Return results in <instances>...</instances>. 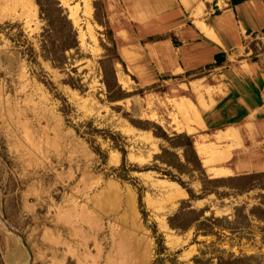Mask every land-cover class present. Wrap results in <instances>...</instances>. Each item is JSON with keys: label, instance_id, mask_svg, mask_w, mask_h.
<instances>
[{"label": "rangeland", "instance_id": "374dc122", "mask_svg": "<svg viewBox=\"0 0 264 264\" xmlns=\"http://www.w3.org/2000/svg\"><path fill=\"white\" fill-rule=\"evenodd\" d=\"M88 1L90 14L87 0H47L79 44L55 66L42 54L38 0H0V264H264V142L248 131L252 118L234 122L232 101L213 121L228 66L171 73V49L152 42L162 23L128 16L138 0ZM249 34L241 50L253 57L264 28ZM182 98L216 127L189 131L174 105ZM229 126L238 138L222 136ZM179 134L192 136L205 174L157 157L167 148L184 160L168 140ZM178 212L184 228L169 224Z\"/></svg>", "mask_w": 264, "mask_h": 264}, {"label": "crops", "instance_id": "0c3cea01", "mask_svg": "<svg viewBox=\"0 0 264 264\" xmlns=\"http://www.w3.org/2000/svg\"><path fill=\"white\" fill-rule=\"evenodd\" d=\"M125 1L121 0L122 4ZM221 1L223 5L220 0H138L137 11L132 14L127 9V13L140 24L155 19L162 23L160 35H155L152 42L165 51L171 49V73H188L208 64L212 68L228 66L223 75L230 74L231 79L224 81L226 96L220 99L216 112H212L219 113L213 121L221 118L218 107L224 101H232L230 106L240 108L234 122L252 118L248 131L255 140L259 138L264 142V118H258L264 113V50L253 52V57L244 50V58L241 50L246 47L244 39L257 25L264 28V2L256 6L257 0ZM198 21L203 22L213 36L207 34ZM233 55L235 57L231 58ZM208 125L213 126V123Z\"/></svg>", "mask_w": 264, "mask_h": 264}, {"label": "trees", "instance_id": "16d2710c", "mask_svg": "<svg viewBox=\"0 0 264 264\" xmlns=\"http://www.w3.org/2000/svg\"><path fill=\"white\" fill-rule=\"evenodd\" d=\"M239 1L241 0H234L235 3ZM38 2L40 5L41 15L48 22L47 23L48 30H45V33H43V37L41 40L42 54L45 57L49 58L54 63L55 66H61L65 64V57L63 56V52H65L67 49H70L72 47L73 48L78 47L79 45L77 42L76 32L73 30V24L71 20L68 18L66 14H64L63 12L64 10L60 6L57 11L58 13L54 14L53 8H50V7L48 8V6L47 8L45 7L47 0H38ZM57 3L59 4V2ZM56 32L58 33V37H54ZM29 48H30L29 53L31 54L30 57H32L33 59H36L34 46L31 45ZM108 85L109 84L107 80V86ZM168 140L171 142L173 146H180L183 148L184 160H181L179 158V155L177 154V152L170 151L167 148L163 149V153L157 156L159 159L163 160L165 163H168L170 166L178 168L181 172L185 171L184 169L181 168V166L185 164V166L190 165L193 170H196V171L200 170L204 172L205 174L202 161L196 152V148L194 146V140L192 136L187 135V134H179L175 136V138L168 137ZM174 140H177V141H174ZM95 149L97 150L96 147ZM166 153L172 154L176 159H178L179 162L183 161V163L180 162L179 164L172 158H171L172 160H169L168 158L162 159V154H166ZM124 155H125V152H124ZM169 175L171 174L169 173ZM173 176L174 175L172 174L171 177L173 178ZM202 181H203L204 191L206 192L212 191V189L210 188V184L211 182H213V179H210V178L208 179V176H205V178H203ZM189 192L191 193V196H192L193 195L192 191L189 190ZM263 212H264V209H263ZM180 215H182V213L178 212L170 217L169 224L171 227L184 228L182 224H180L178 221L176 222V220L180 217ZM205 231H208V230H205ZM244 260L245 259L243 258L221 259L218 264H241V262H243Z\"/></svg>", "mask_w": 264, "mask_h": 264}, {"label": "bare ground", "instance_id": "6f19581e", "mask_svg": "<svg viewBox=\"0 0 264 264\" xmlns=\"http://www.w3.org/2000/svg\"><path fill=\"white\" fill-rule=\"evenodd\" d=\"M79 8V7H78ZM91 6L89 1L87 0L86 5H85V12L87 14L91 13ZM77 9H74L72 7V12L71 14L73 16H77ZM75 21H78V17H75ZM199 26L209 35L213 36L212 32H209L208 28L204 25L203 22L198 21ZM197 24V25H198ZM94 34V33H93ZM196 83V82H195ZM199 86V83L197 84ZM174 105L177 108L178 112L182 115V117L185 120V127L189 131H197L199 129H202L206 126V123L201 115L200 109L188 98H182L181 100L174 101ZM182 125V124H181ZM179 126V125H178ZM183 129V128H182ZM223 131V130H222ZM225 134L222 136H227L231 138H238L237 131L233 127H228L226 131H224ZM201 145V144H200ZM206 145V144H205ZM231 146V144H230ZM235 147V146H234ZM204 150L203 147H199V153ZM211 150V149H210ZM219 153V152H218ZM212 155H216L217 152H215L213 149L211 151ZM222 154V153H221ZM219 173V172H218ZM155 184V183H154ZM156 184H158L161 187L166 188L168 191H171L173 186L177 183L168 181V180H163V181H156ZM172 198V197H171ZM165 219V218H164ZM15 263V262H14Z\"/></svg>", "mask_w": 264, "mask_h": 264}, {"label": "built area", "instance_id": "2783aa9c", "mask_svg": "<svg viewBox=\"0 0 264 264\" xmlns=\"http://www.w3.org/2000/svg\"><path fill=\"white\" fill-rule=\"evenodd\" d=\"M260 39L264 42V35L260 37Z\"/></svg>", "mask_w": 264, "mask_h": 264}]
</instances>
